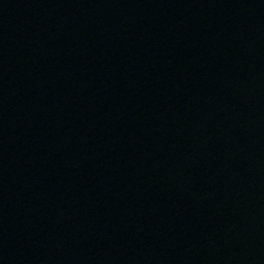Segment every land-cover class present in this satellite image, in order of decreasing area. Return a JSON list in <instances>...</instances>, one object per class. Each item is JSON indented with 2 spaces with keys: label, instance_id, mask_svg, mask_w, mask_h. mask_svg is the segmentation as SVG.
<instances>
[{
  "label": "water",
  "instance_id": "1",
  "mask_svg": "<svg viewBox=\"0 0 264 264\" xmlns=\"http://www.w3.org/2000/svg\"><path fill=\"white\" fill-rule=\"evenodd\" d=\"M0 264H264V0L0 18Z\"/></svg>",
  "mask_w": 264,
  "mask_h": 264
}]
</instances>
